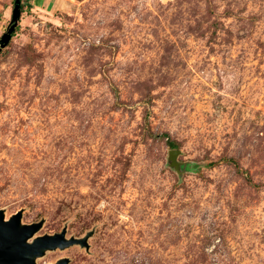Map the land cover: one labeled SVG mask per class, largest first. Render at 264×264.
Instances as JSON below:
<instances>
[{"label":"rangeland","instance_id":"obj_1","mask_svg":"<svg viewBox=\"0 0 264 264\" xmlns=\"http://www.w3.org/2000/svg\"><path fill=\"white\" fill-rule=\"evenodd\" d=\"M14 0H0V40ZM0 51V210L36 264H264V0H21Z\"/></svg>","mask_w":264,"mask_h":264},{"label":"water","instance_id":"obj_2","mask_svg":"<svg viewBox=\"0 0 264 264\" xmlns=\"http://www.w3.org/2000/svg\"><path fill=\"white\" fill-rule=\"evenodd\" d=\"M20 3L21 0H14L13 25L0 40V51L9 43L11 33L17 25ZM41 226L42 222L22 224L21 212L6 219L3 210H0V264H36V259L42 257L46 251L65 250L72 246L88 248L87 241L91 233L80 239H66V231L62 230L58 234L33 239ZM55 264H69V261L61 259Z\"/></svg>","mask_w":264,"mask_h":264},{"label":"trees","instance_id":"obj_3","mask_svg":"<svg viewBox=\"0 0 264 264\" xmlns=\"http://www.w3.org/2000/svg\"><path fill=\"white\" fill-rule=\"evenodd\" d=\"M20 9H21V3H20V6H19V15H20V12H21Z\"/></svg>","mask_w":264,"mask_h":264}]
</instances>
